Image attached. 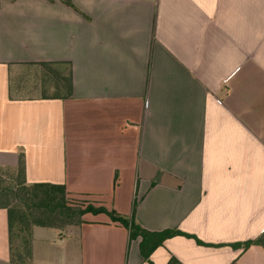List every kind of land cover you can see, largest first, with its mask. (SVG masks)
Returning <instances> with one entry per match:
<instances>
[{
  "label": "crops",
  "instance_id": "0c3cea01",
  "mask_svg": "<svg viewBox=\"0 0 264 264\" xmlns=\"http://www.w3.org/2000/svg\"><path fill=\"white\" fill-rule=\"evenodd\" d=\"M0 0V167L149 232L152 264H264V0ZM69 69L72 95L65 96ZM104 213L31 264H148ZM0 264H9L0 209Z\"/></svg>",
  "mask_w": 264,
  "mask_h": 264
},
{
  "label": "trees",
  "instance_id": "16d2710c",
  "mask_svg": "<svg viewBox=\"0 0 264 264\" xmlns=\"http://www.w3.org/2000/svg\"><path fill=\"white\" fill-rule=\"evenodd\" d=\"M53 1V0H49ZM63 4L77 10L70 0H60ZM65 96L72 95V76L69 69L67 78L64 80ZM8 177L9 182L1 178ZM136 198L132 203V213L129 219L107 212L104 208L87 206L80 208L71 206L66 200L65 188L62 185L48 183H27L24 173L23 156L14 167H0V209L6 211L9 263L15 261L19 264L30 261L32 263V241L35 228L55 229L63 231L69 227H79L83 223L86 213H104L112 222L125 227L128 233V242L140 237L139 251L145 262L149 260L152 252L162 246L163 242L173 236L182 235L195 239L197 244L201 241L191 235L177 230L167 229L162 232H149L135 222ZM251 245H257L264 249V231L252 241L242 244H233L232 247L242 246L244 249ZM168 264H179L175 258H171Z\"/></svg>",
  "mask_w": 264,
  "mask_h": 264
},
{
  "label": "rangeland",
  "instance_id": "374dc122",
  "mask_svg": "<svg viewBox=\"0 0 264 264\" xmlns=\"http://www.w3.org/2000/svg\"><path fill=\"white\" fill-rule=\"evenodd\" d=\"M4 178H1L2 180H4V182H9L10 180H9V178L8 177H5V176H3ZM9 264H19L18 262H15V261H13V262H11V263H9ZM22 264H31V262L30 261H26L25 263H22Z\"/></svg>",
  "mask_w": 264,
  "mask_h": 264
}]
</instances>
